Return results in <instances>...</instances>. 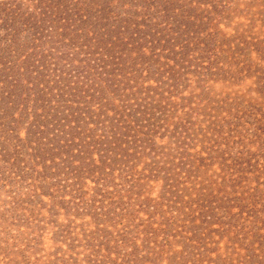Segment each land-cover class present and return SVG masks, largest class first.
<instances>
[{
	"label": "trees",
	"instance_id": "16d2710c",
	"mask_svg": "<svg viewBox=\"0 0 264 264\" xmlns=\"http://www.w3.org/2000/svg\"><path fill=\"white\" fill-rule=\"evenodd\" d=\"M0 264H264V0H0Z\"/></svg>",
	"mask_w": 264,
	"mask_h": 264
},
{
	"label": "rangeland",
	"instance_id": "374dc122",
	"mask_svg": "<svg viewBox=\"0 0 264 264\" xmlns=\"http://www.w3.org/2000/svg\"><path fill=\"white\" fill-rule=\"evenodd\" d=\"M13 231H14V228H13ZM13 231H11V233H12ZM7 237H11V238H12V235H11V236H7ZM44 243L46 244V247L49 246V244H48L47 242H44Z\"/></svg>",
	"mask_w": 264,
	"mask_h": 264
}]
</instances>
